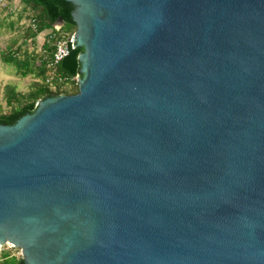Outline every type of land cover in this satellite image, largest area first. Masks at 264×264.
<instances>
[{
	"label": "water",
	"instance_id": "water-1",
	"mask_svg": "<svg viewBox=\"0 0 264 264\" xmlns=\"http://www.w3.org/2000/svg\"><path fill=\"white\" fill-rule=\"evenodd\" d=\"M63 1L78 91L0 124V245L264 264V0Z\"/></svg>",
	"mask_w": 264,
	"mask_h": 264
},
{
	"label": "trees",
	"instance_id": "trees-1",
	"mask_svg": "<svg viewBox=\"0 0 264 264\" xmlns=\"http://www.w3.org/2000/svg\"><path fill=\"white\" fill-rule=\"evenodd\" d=\"M20 2L23 4V11L30 9L33 12L30 17L32 18L31 26L26 29L25 39L34 43L38 34L46 30L49 31L41 46V53L38 55L21 51L20 46L14 50L9 48L0 54L1 61L6 65H13L20 77L34 75L41 79L40 84H35L27 93L17 92L13 85L5 86L3 101L7 112L2 113L0 108V124L5 125H14L22 116L31 114L35 110L38 101L61 94L60 85H57L53 91L44 83L45 67L51 59L54 50L49 36H52V34L55 35L52 37L53 42L60 35H71L75 31V24L70 15L73 6L70 3L63 0H20ZM60 20L62 25L59 29H55L54 25L59 23ZM25 43L26 41L23 42V44ZM82 51L83 48L81 47L70 50L69 54L55 66L56 75L65 79L68 83L76 75L81 77V74H79L80 64L77 56ZM71 85L73 84L71 83ZM77 91L78 85H75L74 94ZM8 260L2 264H23L20 259L17 262L16 259Z\"/></svg>",
	"mask_w": 264,
	"mask_h": 264
},
{
	"label": "rangeland",
	"instance_id": "rangeland-1",
	"mask_svg": "<svg viewBox=\"0 0 264 264\" xmlns=\"http://www.w3.org/2000/svg\"><path fill=\"white\" fill-rule=\"evenodd\" d=\"M8 7L0 6V54L21 47V51L28 54L38 55L41 53V46L46 39V30L35 38L34 43L25 39L27 27L31 26L30 18L33 12L30 9L23 11V4L20 0H11ZM60 23L54 25L55 29H59ZM26 41L25 44L23 42ZM41 79L28 75L20 77L13 65H6L0 59V108L2 113L7 112V108L3 101L4 89L7 85H13L19 93H27L35 84H40ZM54 91V90H53ZM75 85L66 84L60 88V95L74 94ZM9 261V260H8ZM18 260H16L17 262ZM15 262V261H14ZM15 262V263H16Z\"/></svg>",
	"mask_w": 264,
	"mask_h": 264
},
{
	"label": "built area",
	"instance_id": "built-area-1",
	"mask_svg": "<svg viewBox=\"0 0 264 264\" xmlns=\"http://www.w3.org/2000/svg\"><path fill=\"white\" fill-rule=\"evenodd\" d=\"M11 0H0V6L1 7H8ZM14 1V0H13ZM34 27V26H33ZM55 35L52 34V36H49V40L51 41V44L53 45V53L51 59L46 64V73L44 78V83L48 85V87L51 90L56 89L57 85H60V87H63L66 84H78V78L79 75H76L73 77L70 82L68 83L65 79L60 78L55 73V66L62 61L70 52V50L75 49L73 47V34L71 35H60L59 38L53 40L52 37ZM21 258V251L20 249L16 248L11 243H5L0 245V264H2L4 261L8 259H16L19 260Z\"/></svg>",
	"mask_w": 264,
	"mask_h": 264
}]
</instances>
